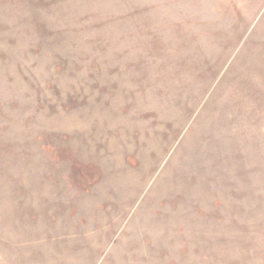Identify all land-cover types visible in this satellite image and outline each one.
Wrapping results in <instances>:
<instances>
[{
    "label": "rangeland",
    "instance_id": "374dc122",
    "mask_svg": "<svg viewBox=\"0 0 264 264\" xmlns=\"http://www.w3.org/2000/svg\"><path fill=\"white\" fill-rule=\"evenodd\" d=\"M0 264H264V0H0Z\"/></svg>",
    "mask_w": 264,
    "mask_h": 264
}]
</instances>
